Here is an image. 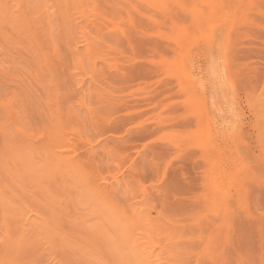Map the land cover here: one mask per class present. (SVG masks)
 <instances>
[{
    "label": "rangeland",
    "instance_id": "374dc122",
    "mask_svg": "<svg viewBox=\"0 0 264 264\" xmlns=\"http://www.w3.org/2000/svg\"><path fill=\"white\" fill-rule=\"evenodd\" d=\"M0 264H264V0H0Z\"/></svg>",
    "mask_w": 264,
    "mask_h": 264
},
{
    "label": "bare ground",
    "instance_id": "6f19581e",
    "mask_svg": "<svg viewBox=\"0 0 264 264\" xmlns=\"http://www.w3.org/2000/svg\"><path fill=\"white\" fill-rule=\"evenodd\" d=\"M188 86V85H187ZM196 99L194 98V101H195ZM198 104V103H197ZM189 105V104H188ZM199 105V104H198ZM194 106V105H193ZM200 106V105H199ZM198 106V107H199ZM202 109V108H201ZM197 112V111H196ZM204 113V112H203ZM193 115V114H192ZM200 115V114H199ZM204 115V114H203ZM204 117V116H203ZM200 118V116L198 117V119ZM127 240V239H126ZM130 240V239H129ZM136 244V243H135Z\"/></svg>",
    "mask_w": 264,
    "mask_h": 264
}]
</instances>
